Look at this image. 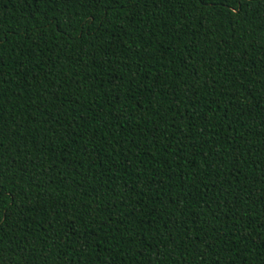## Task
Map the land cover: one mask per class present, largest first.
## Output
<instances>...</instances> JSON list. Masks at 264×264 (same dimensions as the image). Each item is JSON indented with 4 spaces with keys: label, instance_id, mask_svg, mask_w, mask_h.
I'll return each instance as SVG.
<instances>
[{
    "label": "trees",
    "instance_id": "obj_1",
    "mask_svg": "<svg viewBox=\"0 0 264 264\" xmlns=\"http://www.w3.org/2000/svg\"><path fill=\"white\" fill-rule=\"evenodd\" d=\"M0 264H264V0H0Z\"/></svg>",
    "mask_w": 264,
    "mask_h": 264
}]
</instances>
